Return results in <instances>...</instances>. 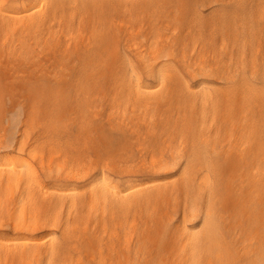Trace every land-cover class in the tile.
<instances>
[{"label": "bare ground", "instance_id": "obj_1", "mask_svg": "<svg viewBox=\"0 0 264 264\" xmlns=\"http://www.w3.org/2000/svg\"><path fill=\"white\" fill-rule=\"evenodd\" d=\"M116 1L123 2L126 0ZM158 1L135 0V3L130 6L119 5L117 7L112 0H48V3L42 2L47 3L45 8V4L42 5L38 2V4L43 6H40L42 10H40L41 8L38 4H35L40 8L37 11H34L37 7L34 9L32 6L29 7L33 8V10L29 11L30 9H27L29 7H26L23 3L26 11L21 10L20 14L17 11L18 14L13 15V7L6 0H0V29L7 35V31L11 32L13 29L20 32L19 36L23 33L28 34V36L40 34L41 31L39 32V30L43 26L45 18L48 15L50 16V14L51 18H55L54 11L56 9L59 10L58 8L61 10L63 5L79 11L78 15L81 12L83 15L82 21L85 17L89 19L87 22L90 21L93 12H99L102 15L106 10L127 15L128 20L137 21L138 15L150 14L152 10L155 13L154 9H156V6L162 3V0L161 2L159 1L160 3H157ZM167 1L170 3L169 8L171 4L175 7L174 10L172 8L173 15L170 12L172 15L170 17L169 13H166L167 15L164 16L166 23L161 22L162 20L157 21L160 22L161 27L164 23L165 28L168 29L171 26V23L170 26L168 25L169 21L173 18L178 24H181V33L173 36V38L167 37L166 33L164 38L161 34L162 28L160 29L159 23L154 18L155 21L149 24L150 28L148 27L149 33L152 34L151 37L148 39V36H150L148 34L146 41H143L145 38L141 40V36L138 38L140 40H137L134 39V35L136 37L137 35L143 36L147 30H144V26L138 23L136 27H133L130 22V26L127 24L125 28L127 37L125 32L123 36L128 38L126 40L127 45L125 43L128 48L126 49L128 51L132 50L134 57L129 56L122 48L119 50L121 47L119 44V48L114 54L116 55V60H112L108 58L109 54L106 52L110 43L105 42V34L109 30L111 32L114 31L112 34L115 37L117 36L118 40V37L120 35L122 37L121 33L124 31L119 30L121 28L120 25H124L121 24L123 21L121 17V23H119L120 21H118V24L115 22L119 27L118 29L112 20L106 19L104 20L105 23L101 24L99 28L92 25L91 34L93 37H99L95 46L92 49L89 48V51L85 53H82L83 48H81L82 52H80L81 49L79 51L73 48L74 51L72 52V49H70L71 55L77 56V63L69 66L64 65L61 61L62 63H59L58 68L60 72L54 71L55 74L53 73L59 78L58 80L69 81L68 86L72 89L68 91L72 90L75 95L77 92H86L91 88H93L92 91L101 89L103 84H101V80L108 79L111 81L109 86L113 90L111 102L130 106L129 121H134L135 124L140 122L142 125L143 123L146 125V122H141L142 119L143 121H148L144 132H146V136L150 139L149 143L151 142L154 148L148 157L150 161L148 169L153 175L152 178L149 177L150 180L147 179L148 181L146 182L132 181L130 180L131 178L119 182L104 174L102 162L94 165L95 167L91 168L89 166L90 168H85V165L82 164L83 160L82 163L79 161L83 165V169L79 171L77 168L80 166L82 168V165L78 163L79 166L77 165L78 167L76 166V168L75 163L79 159L74 161V157H78L81 149L80 146H77L78 141L74 145L77 146L78 152L73 145H68L69 141H67V146L73 147L77 156L72 157V154H70L71 156L68 154L75 162H71L72 164L67 163V158H63L64 160L66 159L62 162L64 163L63 166L65 164L69 166L66 168L67 173L62 172L65 173V176H63L64 174H59L63 178L57 180L71 182L72 180L77 181L83 178L86 183L80 188L78 187L79 189L77 186H69L70 183L65 184L63 187L53 184L48 186L49 183H45L34 165L32 166L26 161L17 159L7 163L5 159L0 158V208L2 207L0 216L5 217L6 214V219L11 223L7 224L10 230L20 232L21 234L19 235L21 236L28 235L26 239L19 241L10 239L6 235L5 237H3L4 235L0 236V264H13V262L18 264H264V0H214L216 1L214 3L216 7L213 9L214 6L211 5L212 9H210L213 14L207 17L204 14L205 12L198 10L201 4H199L198 8L192 7V0L191 2H189L190 0ZM33 2L34 0L31 3ZM211 2L212 0L209 3ZM31 3L29 4L31 5ZM163 6L162 3L161 7ZM201 9L203 8L201 7ZM167 10L169 11L168 8ZM212 11H208L209 14ZM71 15L69 13V16ZM152 18L151 16L150 19L153 20ZM63 19L61 20L63 21ZM161 19L163 18L161 17ZM61 20L59 19V23ZM82 21H80L81 23L77 21V24H82ZM52 23H49L50 26ZM124 23L126 25L125 21ZM175 23L174 25L176 26ZM56 25L58 26V24ZM67 25L69 24L67 23ZM44 26L47 27V24ZM75 26L71 27L72 30ZM172 27L173 25L171 29ZM47 28L49 29V27ZM177 28L175 27L174 29L177 30ZM10 29L12 30L10 31ZM68 29L66 28V30ZM174 29L170 31L171 34H176ZM14 30L12 31L13 33ZM56 31L58 32V30ZM60 31L59 34L61 33ZM80 31H77L78 35L82 33ZM56 33L53 32L54 35ZM71 34L69 35L71 36ZM91 34L90 38L92 37ZM171 34L169 33V35ZM9 35L8 37L10 38ZM40 35L43 36V34ZM50 35H47V37ZM1 36L3 37V34ZM81 36H84V34H80ZM74 37L72 38L74 39ZM85 37V41H87V35ZM93 37L91 42L95 39ZM19 38L16 35L17 43H19ZM69 38L65 36V40H69ZM76 38L75 40L79 39ZM10 39H12V36ZM34 39L37 40V38ZM218 39L219 42L217 43ZM3 40L5 38L0 42ZM85 41L84 39L83 41L80 40L81 43ZM9 42L11 44V41ZM29 42L32 43L33 41L29 40ZM69 42H63L67 44L65 49H68ZM74 42L73 44H75ZM21 45H17V47ZM61 45L59 44V46ZM83 45L85 44L83 43ZM45 46L46 43L43 47ZM50 46L49 50L51 49ZM73 46L75 47V45ZM89 46L92 47L90 44ZM33 47L35 46L33 45ZM37 48H41L42 52V47ZM8 49L11 48L8 47ZM9 51L6 52L7 59L5 61L3 59L0 60V76L3 74V84L5 81L8 82V79L5 80L6 76L17 79V81L19 79L37 81L38 72L46 76L48 63L46 65L44 61L35 60V58L34 60L30 59L32 61H28L26 57L30 55L28 53L25 56L26 60H10L15 56H12ZM50 51L52 52L53 50ZM64 52H67V50ZM54 55L56 54L54 53ZM63 56L65 55L62 54ZM16 58L21 60V56L17 57L16 55ZM94 58L106 60L101 59L96 62ZM182 70L188 74V77L183 75ZM13 79L10 81L13 82ZM108 84L109 82L107 86ZM12 87L9 89H13ZM64 87L65 85L63 84V87L60 86L57 91H61ZM17 89L16 91H18ZM21 93L24 95V92ZM98 95L96 96L99 98L100 96ZM87 96L89 97V94ZM82 99L83 101L85 100L84 97ZM87 99L85 100L86 102H93L92 98H89L91 101H87ZM93 99L95 98L93 97ZM100 100H103V97ZM125 106L122 107V110ZM54 107L57 108L56 106ZM75 107L74 109L77 108ZM122 110L120 112L124 117L127 110ZM5 114L3 113L2 115L5 116ZM2 115H0V122H2ZM111 116L114 115L112 114ZM87 117L89 118L88 114ZM7 121H4L5 124L1 123L3 128L0 127V129H4ZM10 121L16 122L15 120H9V125H11ZM115 121L117 122V120ZM90 122V128L95 129L94 126L91 127ZM17 123L10 126V129L17 127ZM112 124L110 123L109 130ZM118 124L123 125V123ZM129 124L131 126L130 122ZM112 126L114 127L115 125ZM13 128L10 132H13L15 136L17 130ZM82 128L86 129L87 125ZM90 128L88 127V129ZM130 130L131 134L135 132ZM1 131L3 134V130ZM137 131L139 132V130ZM135 133L137 134V132ZM2 134H0L1 138L3 137L1 136ZM8 134L12 135L11 133ZM89 134L93 139L95 136L94 132H92L94 136L91 132ZM37 136H40V134ZM137 136L136 139H138ZM12 137L8 139L6 136L5 140L7 143L0 144V146L5 148L4 146L11 145L10 143L13 142L15 145L13 144L9 147L15 146L20 152L25 150V143L27 144V142L23 143V138H20L21 142H18V137L17 143H15L13 140L16 139H12ZM142 138L144 139L143 135ZM11 139L12 141L8 143ZM98 139L99 141L101 140L100 137ZM33 140L35 139L33 138ZM130 141L127 140L126 142L132 147L131 143L133 141L131 143ZM81 142H84L83 148H85V141ZM104 142L105 140L103 141L102 149L107 146H104L106 144ZM48 143L46 146L44 145L48 149L45 152H48L47 155L51 156L48 159L54 158L52 152H56L59 146L52 145L51 142ZM64 143L63 145H65ZM88 143V146H90L91 142ZM97 143L99 146V142ZM98 146L94 148H98ZM139 146L137 147L138 149L143 148V146ZM52 147H54V150L50 151L49 148ZM107 148H110V146ZM107 148L105 147V149ZM119 148L122 151L125 149L121 148V144ZM128 148L130 147L127 146L126 150ZM68 149H65V151L69 152L71 148ZM114 150L113 154L111 152L107 154L106 152L107 157L108 155H111V157L115 155L116 152ZM119 150L117 155L122 152ZM49 151L53 156L49 154ZM65 151L64 153H66ZM129 151L131 152L130 149ZM145 151L144 148L140 150L142 153H145ZM43 154H39L40 157L38 158H41ZM95 154L96 152L93 155L95 156ZM127 155L129 154H126L125 157ZM70 157L68 158L69 160ZM120 157H118V160H120ZM89 158L88 160L86 159L89 163L96 160L94 158L92 161L91 156ZM102 159L103 157L101 161H103ZM140 159L142 160L143 158L141 157ZM40 160L38 162L41 164L39 167L40 169L42 168V173L46 172V176L51 177L52 168H48L50 165L45 163L46 166H49L43 172V159L41 158ZM89 163L87 162L88 165H90ZM111 163L113 164V161ZM119 164L121 165V163ZM129 164L131 163L127 165L130 166ZM132 164L136 163L133 162ZM73 165L74 167L71 168ZM61 166L56 169L58 171L59 169L63 170L64 167ZM47 168L50 170L47 171ZM68 168L72 170L68 171ZM119 168L122 169L121 166ZM111 169L113 171L114 168ZM115 169H117V165ZM74 170L76 171L75 173L73 172ZM130 170L132 169L130 168ZM130 170L127 169L125 171L129 172ZM58 171L57 173H59ZM95 171L97 172L94 173ZM57 173L55 172L56 176L58 175ZM95 174L97 175L94 176ZM59 175L57 176L58 178ZM139 180L143 181L140 178ZM55 186L59 189H51V187L55 188ZM3 212L5 213L4 215ZM175 215H177V219L174 221ZM5 222L7 223V221ZM51 228L55 229L56 233L60 235L55 238V242L48 243V240L47 242L44 241L50 235H46L44 240L43 238H40L42 239L40 240L38 238L39 235L36 236L37 231L40 229H42V234H44V231L51 230ZM1 232L0 228V234H2ZM18 238L21 239V237ZM75 252L78 255L75 254L74 263L72 257Z\"/></svg>", "mask_w": 264, "mask_h": 264}, {"label": "rangeland", "instance_id": "obj_2", "mask_svg": "<svg viewBox=\"0 0 264 264\" xmlns=\"http://www.w3.org/2000/svg\"><path fill=\"white\" fill-rule=\"evenodd\" d=\"M33 0H21V1H18V0H6V2L9 4V5H11L12 7H13V15H17L18 13H17V11H19V14L22 12L21 10H25L26 11V7H29V6H32L34 9L37 7L36 5L38 4V2L40 3V4H42V5H44V8L46 7V4L48 3V0L47 1H42V0H34V2L33 3H31ZM133 1V2H132ZM157 1V0H156ZM160 2H161V0H159ZM157 2V3H160V2ZM166 1V2H165ZM165 1H163L162 0V3H163V7H161V5H162V3H160L159 4V6L157 5L156 6V9H154V11H155V13L153 12V10H152V12L150 13V14H144V15H138V19H137V21L136 20H128V18H127V15H122V14H118L117 12H114V11H111V10H106L105 11V13L103 12V14L101 15L99 12H96V13H92V15H91V18L92 19H90V21H88L87 22V20H89V19H87L86 17L83 19V21H82V18H83V15H82V13L80 12V15H78L79 14V11H75L74 9H72V8H70L69 6L67 7V5H63L62 6V8H61V10H60V8H58L59 10H55L54 11V13H55V18H51V14H50V16L48 15L45 19V21L43 22L44 24H43V26H41V27H43V28H41L40 27V30H39V32H40V34H43V36H45L44 38H43V36L42 35H40L39 33L38 34H35V35H32V36H28V34H26V33H23V34H25V35H23L22 33V35L21 36H19V34H20V32L19 31H17V30H14V33L12 32L13 30L12 29H10V31L11 32H8L7 31V33H8V35H9V33H10V38H11V36H12V39H10L9 37H8V35L5 33H3L2 31H1V29H0V32L3 34V37L1 36L2 34L0 33V39L2 40L3 38H5V40H3L2 42H0V46H1V48H3V49H1L0 48V60L1 59H3L4 61L7 59L6 57V52H8L9 50V52H11V54H12V56H15L14 58L12 57L10 60H18V61H22L23 59L24 60H26V58H25V56L27 55V53L28 54H30V55H27L26 57H27V59H28V61H32V60H34V58H35V60H41V61H44L45 62V64L47 65V63H48V66H47V69H46V76H43V75H41V74H39V72H38V77H37V81L36 80H29V81H23V80H20L19 79V81H17V79H13V78H8L7 76L5 77V80H7L8 79V82H4V84H3V82L2 81H4V77H2V75L3 74H1V76H0V115H2L3 113L5 114V116L4 115H2V119H1V121L2 122H0V127H2L1 126V123H3V124H5V122L4 121H7L6 122V126H4V129H0V134H2V131L1 130H3V134L1 135V136H3L2 138L0 137V144H3V143H7V141L5 140V138H6V136L8 137V139H10L11 138V136H13L12 137V139H16V140H13L15 143H17V138L19 137V140H18V142H21V140H20V138H23V143H25V142H27V144L25 143V145H26V148H25V150H21V152H20V150L19 149H16V147L15 146H12V147H9V146H11V145H13L14 143L13 142H11L12 141V139L10 140V141H8V143L9 142H11L10 144L11 145H7V146H4L5 148H3L2 146H0V149H1V151H0V158H3V159H5L6 161H7V163H9L11 160H15V159H17V160H23V161H26V162H28V163H30V164H32V166L34 165V167H36L37 169H38V172H40L39 174L42 176V178H43V180L45 181V183L46 184H48V186L50 185V186H52V184L53 185H58V187L59 186H65V184H69V186H73V187H76L77 186V188L79 187H81V186H83L84 185V183H86V181H84V179L83 178H80V179H78L77 181H74V180H72L71 182H65V181H60V180H57V179H62L63 178V176H65V173H67L66 172V168H67V166H69V165H67V164H65V166H63V164L64 163H62V162H64L65 160L63 159V158H67V163H75V162H73V159H72V157L73 156H77V154H76V152H75V150L77 151V146L79 147L80 146V150H79V148H78V150L80 151L79 153H78V157H74V161H77L78 159V162L77 163H75L76 165H75V167L78 165V163H82V160H83V163L82 164H84L85 165V168H90L89 166H91V168L92 167H95L94 165H98V164H100L101 162V164H102V169H103V172H104V174L105 175H108V176H110L111 178H113V179H115L116 181H119V182H123V181H126V179L128 180V179H130V180H132V181H138V182H146V181H148V180H150V178H152V173L149 171V169H148V167H149V159H148V157H149V154L151 153V151L154 149L153 147H152V143L150 142L149 143V137L148 136H146V132H144V131H146L145 129L147 128V122L148 121H146V120H144L143 121V119L141 120V122L143 123V122H146V125H145V123H143V125L139 122V123H136L135 124V122L133 121V122H131V121H129L130 120V117H128L129 116V114L131 113L130 112V106L129 105H124L125 106V108H123V110L125 111V110H127V112H125V118L122 116L123 114L120 112L121 110H122V107H124L122 104H114L113 102H111V96H113V90H112V88H110L109 86H110V84H111V81L110 80H108V79H104V80H101V84H102V88L101 89H98V90H93L92 91V89L93 88H91V89H89L88 91H83V92H77L76 93V95H75V93L72 91V90H70V91H68L69 89H72L71 87H69L68 85H69V81H65V80H58L59 78H57L54 74H55V72L54 71H58V72H60L59 70H58V68H59V65L63 62V64L64 65H69V66H72L73 65V63L74 64H76L77 63V56H75V55H71V53H70V49H72L71 50V52L72 51H74V50H79L80 51V49L81 48H83V52H82V49H81V51L80 52H82V53H85V52H87V51H89V48H93V46H95V44L97 43V41L99 40V37H93V35L91 34V32H92V30H93V27H98L99 28V26L101 25V24H104L105 22H104V20H112V22H114L113 24H115L116 25V28L118 29L119 27H118V21H120L119 23H121V21H122V23L121 24H123L124 26H122V25H120L121 26V28L119 29V30H121V31H123L122 33H121V31H120V33L122 34V37H123V39H122V37H121V35L118 37V40H117V36L115 37V35L114 34H112L113 32H111L110 30H109V32L108 33H106L105 35H106V39H105V42L107 41L108 42V48H107V53L109 54V56H108V58H110V59H112V60H116V55H114L115 54V52H117V49L119 48V44L121 45V47L119 48V50H121V48H122V50L123 51H125L129 56H131V57H134V55H133V52H132V50H127L128 48L126 47V45H127V42H126V40L128 39V38H126L127 37V33L125 32V28H126V26H127V24L129 25L130 24V22H131V25L133 26V27H136L138 24H141V25H143L144 27V30H147L146 32H144V34L145 35H137V37L134 35V39H137V40H140V39H138L139 38V36H141L140 38H141V40H142V38H145V40L143 39V41H146V36L148 35V34H150V36H148V39L151 37V33H149V29H148V27H149V24L152 22V21H161V22H164V23H166L165 21L166 20H164V19H166L164 16L165 15H167L166 13H169V15H170V17H172V15H173V10H174V8L175 7H173V5L171 4V9L169 8V4L170 3H168V1L167 0H165ZM211 0H192V7H196V8H198L200 5L199 4H201V7L203 8V9H201V7H200V9H198L200 12H205L204 14H206V17L208 16V15H211V14H213V11L211 10L212 8V6H214L213 7V9L216 7V4H214V3H216V1H214V0H212V2L211 3H209ZM20 2H22L21 3V5H19L20 4ZM42 2H47V3H42ZM112 2L113 3H115L116 4V6L117 7H119V5L120 6H123V5H126V6H130V5H132V4H134L135 3V0H126V1H123V2H121V1H113L112 0ZM189 2H191V0L189 1ZM200 2V3H199ZM206 2V3H205ZM25 4V6H24V4ZM29 3H31V5L29 4ZM128 3V4H127ZM207 3H208V5H207ZM213 3V4H212ZM22 4H23V6H22ZM36 4V5H35ZM40 4H38V6L40 7H43L42 5H40ZM167 4V5H166ZM28 5V6H27ZM207 5V6H206ZM212 5V6H211ZM168 6V7H167ZM16 7H17V9H16ZM22 7V8H21ZM25 9H24V8ZM39 7H37L34 11H37V9L39 10L40 8ZM65 7V8H64ZM169 9V11L167 10V8ZM20 8V9H19ZM33 8H31V7H29V8H27L29 11H32L33 10ZM172 8H173V10H172ZM211 8V9H210ZM32 9V10H31ZM163 9V10H162ZM165 9V10H164ZM27 10V11H28ZM40 10H42V8L40 9ZM71 10V11H70ZM74 10V11H73ZM162 10V11H161ZM201 10H203V11H201ZM21 11V12H20ZM60 11V12H59ZM109 11V12H108ZM158 11V12H157ZM208 11H212L210 14H209V12ZM61 13V15H59V13ZM73 12H74V14H73ZM78 12V13H77ZM157 12V13H156ZM165 12V13H164ZM170 12H172V15H171V13ZM16 13V14H15ZM69 13H70V15L71 16H69ZM117 13V14H116ZM159 13V14H158ZM202 13V14H203ZM98 14V15H97ZM162 14H163V16H162ZM52 15H53V13H52ZM65 15V16H64ZM53 16V17H54ZM62 16H64L63 18H62ZM69 16V17H68ZM76 16H78V17H76ZM79 16H80V18H79ZM95 16V17H94ZM112 16V17H111ZM141 16V17H140ZM148 16V17H147ZM151 16L153 17L152 19L153 20H151L150 18H151ZM156 16V17H155ZM157 16H158V18H157ZM205 16V15H204ZM61 17V18H60ZM68 17V18H67ZM71 17V18H70ZM111 17V18H110ZM114 17V18H113ZM119 17V18H118ZM122 18V20H121V18ZM126 17V18H125ZM147 17V18H146ZM161 17L163 18V19H161ZM167 17V16H166ZM58 18V19H57ZM110 18V19H109ZM149 18V19H148ZM154 18H155V20H154ZM159 18H160V20H159ZM49 21H48V20ZM53 19V20H52ZM59 19L61 20V19H63V21L61 20L60 21V23H59ZM68 19H70V20H68ZM73 19V20H72ZM77 19H79L80 21H82V24H79L80 26L82 25V27H80L77 23L78 22H80L79 20H77ZM98 19V20H97ZM115 19V20H114ZM120 19V20H119ZM146 19H147V21H146ZM67 20V21H66ZM75 20V21H74ZM78 22H77V21ZM127 20V21H126ZM149 20V21H148ZM164 20V21H163ZM172 20V21H171ZM53 23H52V22ZM70 21H72V22H74V23H72V22H70ZM93 21V22H92ZM101 21V22H100ZM124 21L126 22V25H125V23H124ZM157 21V22H158ZM103 22V23H102ZM111 22V23H112ZM115 22H117V24L115 23ZM144 22V23H143ZM176 24V26L174 25V23ZM49 23H52L51 24V26H50V24ZM67 23L69 24V25H67ZM81 23V22H80ZM87 23V24H86ZM135 23V24H134ZM138 23V24H137ZM159 23V25H160V22H158ZM164 23L162 24V27H161V25H160V29L163 31H165V30H167L164 34H163V32L161 31V34L163 35V37L164 36H166L165 34L167 33V37L169 36V37H171V38H173V36H176L177 34H179V33H181L180 31H181V24L179 23H177V21H175L173 18L172 19H170V21H169V26H170V23H171V26L173 25V27L175 26V27H178L177 28V30L176 29H174L173 27H172V29H171V26L168 28V29H166L165 28V26H164ZM47 24V27H49V29L51 30H49L47 27H45L44 25H46ZM56 24H58V26L56 25ZM66 24V25H65ZM77 24V25H76ZM91 24V25H90ZM98 24V25H97ZM71 25V26H70ZM76 25V26H75ZM84 25V26H83ZM90 25V26H89ZM92 25H93V27H92ZM106 25H108L107 23H106ZM72 26H75V27H73L74 29H76L75 31H73L72 30ZM79 26V27H78ZM130 26V25H129ZM77 27H78V29H77ZM84 27V28H83ZM107 27V26H106ZM47 28V29H46ZM53 28V29H52ZM66 28L68 29V30H66ZM81 28H83V29H81ZM90 28V29H89ZM150 28V27H149ZM165 28V29H164ZM58 30V32L56 31V30ZM62 29V30H61ZM169 29H171V30H169ZM174 29V31H175V33L176 34H171V32L170 31H172ZM180 29V30H179ZM43 30V31H42ZM52 30H53V32L54 33H56V35H54L53 34V32H52ZM55 30V31H54ZM61 30V31H60ZM80 30H82V31H80ZM91 30V31H90ZM45 31V32H44ZM48 31H50V32H48ZM59 31L61 32L60 34H59ZM65 31H66V33H65ZM71 31H72V34H74L75 35V37H77V38H79V39H77V40H75V37H74V35L72 36V34H71ZM77 31H80V32H82V33H80V34H84V36H81L80 37V34L78 35V32ZM89 32H90V34H91V36L93 37V39L94 40H92V42H91V39H92V37L90 38V34H89ZM126 33V35H125V33ZM186 32V31H185ZM51 35H50V34ZM77 33V34H76ZM169 33L171 34V35H169ZM183 33V32H182ZM15 34V35H14ZM53 34V35H52ZM61 34H64V35H61ZM67 34V35H66ZM69 34H71V36L69 35ZM6 35H7V38H6ZM16 35L18 36V40H19V43H21V44H19V43H17L16 42ZM36 35H39L40 36V38H39V36H36ZM47 35H50V36H52V37H50V36H48L47 37ZM58 35H60V36H58ZM87 35V38H88V40L87 41H85L86 40V36ZM123 35H125V36H123ZM28 36V37H27ZM42 36V37H41ZM53 36H54V38H53ZM55 36H57V37H55ZM62 36V37H61ZM65 36H67V38H69V36H70V38H69V40H65ZM111 36V37H110ZM128 36H129V34H128ZM72 37H74V39L72 38ZM84 37V38H83ZM108 37V38H107ZM34 38H37V40L36 39H34ZM39 38V39H38ZM55 38H57V39H55ZM64 40H63V39ZM82 38V39H81ZM124 38H126V39H124ZM165 38V37H164ZM27 39V40H26ZM35 41H34V40ZM45 41H44V40ZM47 39V40H46ZM71 39H73V40H71ZM83 39H84V41L85 42H80V40H82L83 41ZM97 39V40H96ZM116 39V40H115ZM121 39V40H120ZM0 40V41H1ZM11 41V44H10V42L9 41ZM17 40V41H18ZM21 40V41H20ZM33 41L32 43L31 42H29L28 43V41ZM90 40V41H89ZM124 40V41H123ZM25 41V42H24ZM27 41V42H26ZM42 41H43V43H42ZM58 41V42H57ZM67 41H70L69 43H68V49H65V45H67L66 43H67ZM75 43V44H73V42ZM78 41V42H77ZM119 41H120V43H119ZM5 42V43H4ZM40 43V45H38L39 43ZM52 42V43H51ZM55 44H54V43ZM63 42H66V43H63ZM88 42V43H87ZM124 43V45H125V43H126V45L124 46V45H122L123 43ZM219 42V39L217 40V43ZM35 43V44H34ZM45 43H46V46L45 47H43V45H45ZM83 43L85 44V45H83ZM3 44H5V45H3ZM10 46H9V45ZM25 44V45H24ZM28 44V45H27ZM48 44H50L49 46H50V50H53L52 52L49 50V46H48ZM55 46H54V45ZM59 44L61 45V46H59ZM75 45V47L73 46V45ZM78 44H80L78 47H77V45ZM87 44H88V46H87ZM89 44L90 45H92V47L91 46H89ZM3 45V46H2ZM8 45V46H7ZM15 45V46H14ZM17 45H21L20 47L18 46L17 47ZM32 46V48H30L31 46ZM33 45L36 47H33ZM82 45H83V47H82ZM57 46V47H56ZM64 46V48H62ZM110 46H112V47H110ZM8 47L9 48H11V49H8ZM37 47H42V52H44L45 50H46V52H48V53H46V52H44V53H42L41 52V48H37ZM56 47V48H55ZM60 47H61V49H60ZM125 47V48H124ZM12 48H14V49H12ZM17 48V49H16ZM30 48V49H29ZM33 48H34V50H33ZM53 48H55V49H53ZM58 48H59V50H58ZM73 48H74V50H73ZM76 48V49H75ZM85 48V49H84ZM88 48V49H87ZM112 48V49H111ZM114 48V49H113ZM127 48V49H126ZM8 49V50H7ZM45 49V50H44ZM47 49H48V51H47ZM87 49V50H86ZM111 50V51H109V50ZM116 49V50H115ZM125 49V50H124ZM179 49V48H178ZM7 50V51H6ZM12 50H13V52H12ZM24 52H23V51ZM44 50V51H43ZM55 50H56V52H55ZM59 51V53L61 52V54H59L58 53V51ZM67 50V52H64V51H66ZM69 50V51H68ZM86 50V51H85ZM113 50V51H112ZM50 51V52H49ZM64 53H63V52ZM2 52V53H1ZM20 52H21V54H20ZM23 52V53H22ZM25 52H26V54H25ZM109 52H111V53H109ZM112 52H113V54H112ZM131 52H132V54H131ZM18 53V54H17ZM34 53H35V55H34ZM39 55H37V54ZM54 53L56 54V55H54ZM70 53V54H69ZM5 54V55H4ZM10 54V55H11ZM20 54V55H19ZM40 54H41V57H40ZM62 54L63 55H65V56H63L62 57ZM16 55H17V57L18 56H21V60H20V58L19 59H17L16 58ZM23 55V56H22ZM33 55V56H32ZM52 55V56H51ZM68 55V56H67ZM114 55V56H113ZM28 56H30V57H28ZM32 56V57H31ZM35 56H37V57H35ZM43 56H44V58H43ZM46 56V57H45ZM49 56V57H48ZM1 57H4V58H1ZM47 57H48V60H47ZM69 57V58H68ZM114 57V58H113ZM37 58V59H36ZM103 58H105V56H103ZM103 58H100V59H97V58H94V60H96V62H97V60H101V59H103ZM30 59H32V60H30ZM44 59H46V60H44ZM58 59V60H57ZM59 59H60V61H59ZM103 60H106V59H103ZM62 61V62H61ZM66 61V62H65ZM51 62V63H50ZM53 62V63H52ZM55 62V63H54ZM60 63V64H59ZM55 64V65H54ZM57 65H58V67H57ZM51 67V69H49ZM56 68V69H55ZM49 72V73H48ZM48 73V74H47ZM54 73V74H53ZM62 73H64V72H62ZM182 73H183V75L184 76H186V77H188V74L184 71V70H182ZM52 74V75H51ZM48 75V76H47ZM50 76V77H49ZM51 76H52V78H51ZM2 77V78H1ZM47 77V78H46ZM57 79H56V78ZM14 80L13 82H15V83H13L12 81H10V80ZM32 79H36V78H32ZM56 79V80H55ZM50 80V81H49ZM58 80V81H57ZM10 81V82H9ZM18 82V83H17ZM67 82H68V84H67ZM109 82V84H108V86H107V83ZM150 82V81H149ZM8 85H7V84ZM54 85H53V84ZM17 84H18V86H17ZM63 84L65 85V87L64 88H62L61 89V91L59 90V91H57V88H59L60 86H62L63 87ZM4 85V86H3ZM6 86H7V88H6ZM13 86V87H12ZM6 89H5V88ZM13 88V89H9V88ZM16 88H18L17 90L18 91H16ZM8 89V90H7ZM7 90V91H6ZM91 90V91H90ZM12 91H14L13 92V94H12ZM95 91V92H94ZM106 91V92H105ZM10 94H9V93ZM17 92V93H16ZM21 92H24V95H22L23 93H21ZM104 92L106 93V96H105V94H104ZM72 93V94H71ZM83 93V95H81ZM96 93V94H95ZM17 94V95H16ZM21 94V95H20ZM25 94H27V95H25ZM36 94V95H35ZM65 94V95H64ZM67 94V95H66ZM74 94V95H73ZM86 96H85V95ZM87 94H89V97L87 96ZM92 94V95H91ZM95 94V95H94ZM98 94H100V95H98ZM107 94H108V96H107ZM60 95V96H59ZM91 95V96H90ZM96 95H98V96H100L99 98L96 96ZM104 95V96H103ZM9 96V97H8ZM18 96V97H17ZM38 96V97H37ZM62 96V97H61ZM2 97V98H1ZM8 99V101H7V99ZM60 98V99H58V98ZM75 97V98H74ZM84 97V99L86 98L87 99V101L89 100V98H92V101L93 102H86L85 100L83 101V99L82 98ZM93 97L95 98V99H93ZM96 97H97V100H96ZM102 97H103V100H100V99H102ZM80 98V99H79ZM50 99V100H49ZM58 99V100H57ZM94 100H96V101H94ZM10 101V102H9ZM60 101V102H59ZM81 101V102H80ZM82 101H83V103H82ZM89 101H91V100H89ZM77 102V103H76ZM85 102V103H84ZM109 102V103H108ZM52 103H53V105H52ZM86 103H88L87 105H86ZM61 104V105H60ZM73 104H75V105H73ZM86 106H85V105ZM84 105V106H83ZM89 105V106H88ZM118 105H120V106H118ZM7 106V107H6ZM54 106H56L57 108H55ZM64 106V107H63ZM69 106V107H68ZM72 106H76L75 108L76 109H74V107H72ZM112 106V107H111ZM114 106V107H113ZM128 106V107H127ZM5 107H6V109H5ZM71 107V108H70ZM79 107V108H78ZM120 107V108H119ZM1 108H2V110H1ZM16 108V109H15ZM71 110H70V109ZM116 108H117V110H116ZM127 108V109H126ZM112 109H114L111 113L114 115V116H111L112 114L110 113V111L112 110ZM118 109H119V111H118ZM121 109V110H120ZM95 110V111H94ZM122 110V111H123ZM129 110V111H128ZM4 111H6V112H4ZM62 113H61V112ZM85 112V113H84ZM116 112H118V113H116ZM129 112V113H128ZM83 113V114H82ZM124 113V112H123ZM87 114H88V116H89V118L87 117ZM119 116H118V115ZM14 115V116H13ZM117 115V116H116ZM57 116V117H56ZM69 116V117H68ZM84 116H86V117H84V119L83 120H81L82 118ZM98 116V117H97ZM4 117V118H3ZM8 119H7V118ZM11 117V118H10ZM18 117H20V118H18ZM114 119H113V118ZM123 117V118H122ZM58 118V120H56ZM77 118V119H76ZM85 118H87V119H85ZM94 118V119H93ZM113 120H112V119ZM119 118V119H118ZM122 118V119H121ZM128 118H129V120H128ZM4 119H6V120H4ZM45 119V120H44ZM93 119V120H92ZM9 120H15L16 122H14L15 124L17 123L18 125H17V127H15V128H13V129H15V130H17V133H16V135L14 136L13 135V132H10V131H12L11 129H10V126H12L14 123L12 122V121H10V123H11V125H9ZM19 120V121H18ZM55 120V121H54ZM71 120V121H70ZM81 120V121H80ZM108 120H109V122L112 124V125H115L114 127L111 125V128H110V130H109V127H110V123L108 122ZM115 120H117V122L115 121ZM87 121V122H86ZM91 121V122H90ZM100 121H102L101 123H100ZM117 123H115V122ZM121 121V122H120ZM127 122V123H125V122ZM86 122V123H85ZM89 122H90V124H91V127H95V129L94 128H90V125H89ZM129 122L131 123V126H130V124H129ZM13 123V124H12ZM57 125H56V124ZM85 123V124H84ZM118 123H123V125L122 124H118ZM2 124V125H3ZM9 126H8V125ZM21 124V125H20ZM40 124V125H39ZM57 127H56V126ZM82 125V126H81ZM84 125H87V128L85 129H83L82 127H84ZM109 125V126H108ZM118 125V127L116 128V126ZM126 125V126H125ZM141 125V126H140ZM15 126V125H14ZM25 126V127H24ZM80 126V127H79ZM99 126V127H98ZM125 126V127H124ZM130 126V127H129ZM138 126V127H137ZM144 126H146L145 128H144ZM86 127V126H85ZM88 127L90 128V129H88ZM121 127V128H120ZM129 127V128H128ZM134 127V128H133ZM137 127V128H136ZM3 128V127H2ZM9 128V129H8ZM106 128V129H105ZM116 128V129H115ZM122 129V130H120V129ZM127 128V129H126ZM141 128V129H140ZM23 129V130H22ZM24 129H26V130H24ZM130 129H133L135 132H137V134L135 135L133 132H132V134L129 132V130ZM15 130H13L14 132H16ZM114 130V131H113ZM133 130H130V131H133ZM137 130H139V132L137 131ZM8 131V132H7ZM91 132V134H92V132H94V134H95V136L93 137V139H92V136H90V134H89V132ZM100 132V133H97V132ZM120 131V132H119ZM142 131V133L140 134V132ZM43 132V133H42ZM124 132V133H123ZM145 134H144V133ZM8 133H11L12 135H9ZM26 133V134H25ZM128 133V134H127ZM10 136H8V135ZM40 134V136H37V135H39ZM59 134V135H58ZM62 134V135H61ZM125 134V135H124ZM6 135V136H5ZM42 135V136H41ZM72 135V136H71ZM122 135V136H121ZM138 135V136H137ZM142 135H143V137H144V139L142 138ZM22 136V137H21ZM74 136V137H73ZM86 136H89V137H87L86 138ZM105 136V137H104ZM108 136V137H107ZM110 136V137H109ZM136 136L138 137V139H136ZM15 137V138H14ZM40 137V138H39ZM73 137V138H72ZM100 137L101 138V142L99 141V139L98 138ZM117 137H119V139H117ZM128 137V138H127ZM33 138L35 139V140H33ZM37 138H39V139H37ZM76 138V139H75ZM89 138V139H88ZM107 138V139H106ZM110 138V139H109ZM7 139V140H8ZM87 139V140H86ZM103 139V140H102ZM136 139V140H135ZM143 139V140H142ZM40 140V141H39ZM59 140V141H58ZM71 140H73V141H71ZM89 140H91V141H89ZM93 140V141H92ZM95 140V141H94ZM105 140V142H106V144H104V146L105 145H107V146H105L106 148L107 147H109L110 146V148H107V149H105V147L102 149L101 147H103L102 145H103V141ZM114 140V141H113ZM118 140V141H117ZM127 140H131L130 141V143H131V145H133L132 147L131 146H129L130 144L128 143V142H126ZM140 140H142V141H140ZM147 140V141H146ZM37 141H39V142H37ZM44 141V142H43ZM45 141H48V142H51V144L52 145H58L59 147H61L62 145H63V142H65L64 144L65 145H63L61 148H62V150H61V148H59L58 146V150H56V152H54L53 150V148L55 147H52V148H49V150L50 151H53L52 152V154L54 155H52L51 154V152L49 151V154L50 155H52L54 158H49L48 159V157H51V156H48L47 155V153L48 152H45V150L47 149L46 147H44V145L46 146V144H49L48 142H45ZM67 141H69L68 142V145L70 144L71 146L73 145H76V141H78L77 142V146H74V148H75V150H73V147H70V146H67ZM70 141H71V143H70ZM81 141H85V148H83V145H84V142H81ZM87 141V142H86ZM111 141V142H110ZM135 141V142H134ZM140 141V142H139ZM88 142H94V143H90V146H88L89 145V143ZM97 142H99V146H100V148H99V146H98V143ZM104 142V143H105ZM139 142V143H138ZM38 143H41V144H43V145H41V144H38ZM45 143V144H44ZM55 143V144H54ZM59 143V144H58ZM60 143H61V145H60ZM88 143V144H87ZM112 143V144H111ZM124 143H126V144H123ZM96 144H97V146H98V148H94V147H97L96 146ZM120 144H121V148L122 149H124L125 151H126V153H125V151L123 152L122 150H119L120 148ZM136 144V145H135ZM15 145V144H14ZM51 145V146H52ZM87 145V146H86ZM109 145V146H108ZM140 145V146H139ZM66 146V147H65ZM113 148H112V147ZM124 146V147H123ZM128 146V147H130V148H128L127 150H126V147ZM141 147V146H143V148H144V151H145V153L143 152H140V150H143V148L141 147V148H137V147ZM151 146V147H150ZM7 147V148H6ZM42 148V150H41V148ZM48 147H50V146H48ZM56 147V148H57ZM92 147V148H91ZM137 148V150H136V148ZM11 148V149H10ZM44 148V149H43ZM64 148V149H63ZM70 150H69V149ZM83 148V149H82ZM89 148V149H88ZM94 148V149H93ZM116 148V150H114ZM119 148V149H118ZM148 148H149V150H148ZM150 148H151V150H150ZM5 149V150H4ZM29 149V150H28ZM65 149H68L69 150V152L66 150L65 151ZM86 149H87V151H86ZM92 149V150H91ZM102 149V150H101ZM104 149H105V151H104ZM110 151H109V150ZM116 152L115 153V155H112V157H111V155H108V157H109V159H108V157H107V154H110V152L112 153L113 152V150ZM129 149L131 150V152L129 151ZM32 150V151H31ZM48 150V149H47ZM46 150V151H47ZM90 150V151H89ZM93 150H94V152H96V154H95V156L93 155L94 154V152H93ZM97 150V151H96ZM118 150L119 151H122L121 153L119 152V156L117 155V152H118ZM148 150V151H147ZM26 151H27V153H26ZM40 151V152H39ZM64 151L67 153H64ZM85 151V152H84ZM105 153H104V152ZM32 152H33V154H32ZM46 153V155H45V153ZM62 152H63V154H62ZM78 152V151H77ZM86 152H87V154L89 155V156H91V159H92V161H93V159L94 158H96V160L95 161H93V162H91L90 161V163H89V161H86V159L88 160V158H89V156L86 154ZM99 152V153H98ZM106 152H107V154H106ZM128 152H130V153H128ZM36 153H37V155H36ZM44 153V154H43ZM57 153V154H56ZM76 154V155H74V154ZM98 153V154H97ZM101 153V154H100ZM125 153V154H124ZM139 153V154H138ZM39 154L40 155H42L43 154V156H41V158L43 159L42 161H43V163H44V171L43 172H45L46 171V167L47 166H49L48 168H52L51 170V177H47L46 176V172L43 174L42 173V168L40 169V167L39 166H41V164L38 162L41 158H38V157H40L39 156ZM67 155V157H66V155ZM70 154H72V157H70L69 155ZM100 154V155H99ZM113 154V153H112ZM126 154H129V155H127L126 157H127V160H126V157H125V155ZM132 154V155H131ZM82 155H86V156H83V157H87L86 159L85 158H83L82 157ZM98 155V156H97ZM106 155V156H105ZM138 155H140V156H138ZM148 155V156H147ZM33 156H35V157H33ZM56 156V157H55ZM81 156V157H80ZM121 156V157H120ZM44 157H46V158H44ZM70 157V160L68 159ZM93 157V158H92ZM103 157V161H101V158ZM105 157H107V158H105ZM115 157V158H114ZM118 157H120V160H118L119 158ZM124 157V158H123ZM143 158V159H145L146 160V162H145V160H143L144 161V163H143V161L140 159V158ZM13 158V159H12ZM105 158V159H104ZM34 159V160H33ZM47 159H48V161H47ZM50 159H52L51 160V163H50ZM77 159V160H76ZM90 159V158H89ZM99 159V160H98ZM114 159V160H113ZM1 160V159H0ZM61 160H63V161H61ZM85 160V161H84ZM106 160V161H105ZM123 160V161H122ZM125 160V161H124ZM137 160V161H136ZM70 161V162H69ZM80 161V162H79ZM104 161H105V163H106V165H105V163H104ZM113 161V164L111 163ZM136 161V162H135ZM40 162H41V160H40ZM87 162L90 164V165H88L87 164ZM96 162V163H95ZM100 162V163H99ZM108 162V163H107ZM136 163V164H132V163ZM141 162V163H140ZM45 163H47V164H49V165H45ZM71 163V164H72ZM80 163V165H82ZM86 163V164H85ZM93 163V165H91ZM109 163H111V165H109ZM119 163H121V165L119 164ZM124 163V164H123ZM128 163H131L132 164V167H131V164H129L130 166H128L127 164ZM39 164V165H38ZM61 167H64L63 168V170L62 169H59V171H58V169H56V168H59L60 166ZM118 164H119V166H118ZM59 167H58V166ZM104 165V166H103ZM107 165H109V166H107ZM115 167H114V166ZM116 165H117V169H115L116 168ZM126 165H127V167H126ZM136 165L138 166L137 168H136ZM144 165V166H143ZM147 165V166H146ZM79 166V165H78ZM77 166V167H78ZM88 166V167H87ZM107 166V167H106ZM122 167V169H123V171H125V170H127V169H129L130 170V168L133 170V169H135V170H130L129 172L127 171H125V172H123L122 171V169L121 168H119V167ZM135 166V167H134ZM144 168H143V167ZM74 167V165L71 167V168H73ZM76 167V168H77ZM81 167V166H80ZM80 167H78L77 169L80 171V169L82 170L83 169V165H82V168H80ZM105 167V168H104ZM109 167H110V169H109ZM126 169H125V168ZM129 167V168H128ZM134 167V168H133ZM141 167H142V170H141ZM47 168V171H49L50 169H48ZM71 168H68V171L69 170H72ZM111 168H114L113 169V171H111L112 169ZM138 168H139V170H138ZM75 169V168H74ZM77 169H76V171H77ZM109 171H108V170ZM148 169V170H147ZM54 170H57L59 173H57V171H55L58 175L59 174H64L63 176L62 175H59V178L55 175V172H54ZM62 170V171H61ZM115 170H117V171H115ZM137 170V171H136ZM61 171V172H60ZM75 170L73 171L74 173L76 172ZM122 171V172H121ZM62 172H65V173H62ZM78 172V171H77ZM97 171H95L94 173H96ZM114 172V173H113ZM121 172V173H120ZM134 172V173H133ZM54 173V174H53ZM117 173V174H116ZM55 175V176H54ZM97 174H95L94 176H96ZM53 176H54V178H53ZM57 177V178H56ZM150 177V178H149ZM134 180H133V179ZM136 178V179H135ZM139 178L140 179H142L143 181H141V180H139ZM144 178H145V180H144ZM124 179V180H123ZM148 179V180H147ZM49 181H51V182H49ZM51 183V184H50ZM64 184V185H63ZM75 184V185H74ZM80 185V186H79ZM54 187V186H53ZM53 187H51V189H53V190H58L59 188H57L56 186H55V188H53ZM78 188V189H79ZM50 189V190H51ZM2 208V207H1ZM0 208V209H1ZM4 208V207H3ZM3 210V209H2ZM6 212V211H5ZM0 214H2L1 212H0ZM5 213L3 212V215H4ZM177 217V215H175L174 216V221L177 219L176 218ZM7 217H6V214H5V217L4 216H0V225H1V233L2 234H0V236L2 235H4L3 237H5V235L6 236H9L10 237V239H14L15 241H19V240H23V239H26L27 237H28V235L26 236H21V235H19V234H21L20 232H13L12 230H10V227L9 226H7V224L9 225V224H11V223H9L10 221L9 220H7L6 219ZM3 219V220H2ZM6 219V220H5ZM5 221H7V223L5 222ZM4 222V223H3ZM5 226H6V228H5ZM3 227V228H2ZM3 229H4V231H3ZM41 232V233H40ZM4 233V234H3ZM43 232H42V229H40L39 231H37V235L36 236H38V238L40 239V238H43V240H44V238L46 237V235H50V236H47L46 238H45V240L44 241H46L47 242V240H48V243H52V242H55V238H57V237H59L60 235L58 234V233H56V230L55 229H52L51 228V230L49 229V230H47V231H44V234H42ZM41 234V235H40ZM18 237H21V239L20 238H18ZM50 237V238H49ZM51 239V240H50ZM40 240H42V239H40ZM81 254H83L84 253V251H83V253L82 252H80ZM73 254V253H72ZM78 255L77 254V252H75L74 253V255H73V257H72V259H73V261H74V263H75V259H76V255ZM3 263H5L4 261H2ZM1 262V263H2ZM9 263V262H8ZM12 263V262H11ZM18 264V263H16V262H13V264ZM5 264H7V263H5Z\"/></svg>", "mask_w": 264, "mask_h": 264}]
</instances>
